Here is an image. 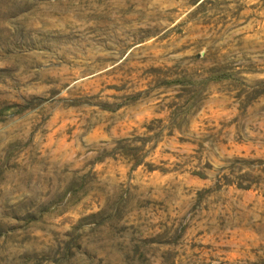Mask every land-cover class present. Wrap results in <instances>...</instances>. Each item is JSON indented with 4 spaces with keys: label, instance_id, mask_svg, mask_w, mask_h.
I'll return each mask as SVG.
<instances>
[{
    "label": "rangeland",
    "instance_id": "obj_1",
    "mask_svg": "<svg viewBox=\"0 0 264 264\" xmlns=\"http://www.w3.org/2000/svg\"><path fill=\"white\" fill-rule=\"evenodd\" d=\"M0 264H264V0H0Z\"/></svg>",
    "mask_w": 264,
    "mask_h": 264
}]
</instances>
